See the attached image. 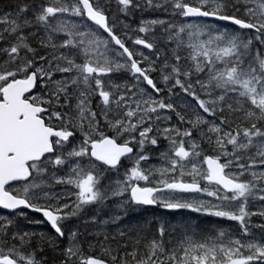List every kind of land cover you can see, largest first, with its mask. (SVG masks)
Returning <instances> with one entry per match:
<instances>
[{"label":"snow or ice","instance_id":"obj_1","mask_svg":"<svg viewBox=\"0 0 264 264\" xmlns=\"http://www.w3.org/2000/svg\"><path fill=\"white\" fill-rule=\"evenodd\" d=\"M0 264H264V0H0Z\"/></svg>","mask_w":264,"mask_h":264},{"label":"rangeland","instance_id":"obj_2","mask_svg":"<svg viewBox=\"0 0 264 264\" xmlns=\"http://www.w3.org/2000/svg\"><path fill=\"white\" fill-rule=\"evenodd\" d=\"M152 211H149L148 213H147V215H149V216H152V215H154V214H152L151 213ZM154 212V211H153ZM156 214H164V210H162V209H158V210H156ZM166 215H168V216H170V217H173V218H176V219H178V218H180V217H195V216H198V214H194V213H188V212H186V211H184V210H181V211H178V212H176V213H166ZM212 220H215L216 218H211Z\"/></svg>","mask_w":264,"mask_h":264},{"label":"trees","instance_id":"obj_3","mask_svg":"<svg viewBox=\"0 0 264 264\" xmlns=\"http://www.w3.org/2000/svg\"><path fill=\"white\" fill-rule=\"evenodd\" d=\"M156 210L153 214H156ZM190 217V216H189ZM173 218V217H172ZM191 219L194 221V222H198L199 225L201 227H207L211 224V222L213 221L211 218L209 217H202V216H195V217H191Z\"/></svg>","mask_w":264,"mask_h":264},{"label":"flooded vegetation","instance_id":"obj_4","mask_svg":"<svg viewBox=\"0 0 264 264\" xmlns=\"http://www.w3.org/2000/svg\"><path fill=\"white\" fill-rule=\"evenodd\" d=\"M155 210H158V209H155ZM155 210H151V209H150L149 211H152L151 213L153 214V213L155 212ZM153 211H154V212H153Z\"/></svg>","mask_w":264,"mask_h":264}]
</instances>
